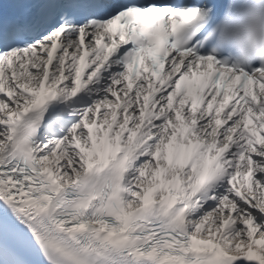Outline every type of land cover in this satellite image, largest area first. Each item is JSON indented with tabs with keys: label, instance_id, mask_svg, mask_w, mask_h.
Here are the masks:
<instances>
[{
	"label": "snow or ice",
	"instance_id": "6c2138e0",
	"mask_svg": "<svg viewBox=\"0 0 264 264\" xmlns=\"http://www.w3.org/2000/svg\"><path fill=\"white\" fill-rule=\"evenodd\" d=\"M0 264H264V0H0Z\"/></svg>",
	"mask_w": 264,
	"mask_h": 264
}]
</instances>
